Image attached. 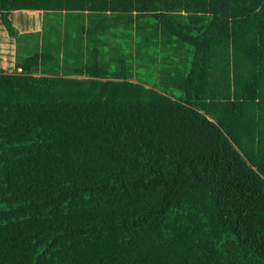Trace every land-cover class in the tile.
I'll return each instance as SVG.
<instances>
[{
    "label": "trees",
    "instance_id": "obj_1",
    "mask_svg": "<svg viewBox=\"0 0 264 264\" xmlns=\"http://www.w3.org/2000/svg\"><path fill=\"white\" fill-rule=\"evenodd\" d=\"M0 23V264H264V0H0ZM147 32L192 51L163 87L125 51Z\"/></svg>",
    "mask_w": 264,
    "mask_h": 264
},
{
    "label": "rangeland",
    "instance_id": "obj_2",
    "mask_svg": "<svg viewBox=\"0 0 264 264\" xmlns=\"http://www.w3.org/2000/svg\"><path fill=\"white\" fill-rule=\"evenodd\" d=\"M10 20L12 21L13 27L19 32V33H35V32H41L42 28V20L43 15L41 12H14L10 16ZM49 26H52L58 23L57 20L59 18L53 17L52 15L49 16ZM73 23L77 24L76 21ZM146 26V22L144 23ZM149 24V23H148ZM77 30V29H76ZM135 30V29H134ZM65 31V29H64ZM63 31V32H64ZM136 31V30H135ZM134 31V35H135ZM113 33V32H112ZM133 33V32H132ZM132 33H129L132 35ZM148 35V42L145 43L144 41H137L138 45H142L140 47L136 46L135 44L131 45V48L127 47L125 45V51L132 52V55H136V60L138 63H136L137 67V77L138 79L142 80L144 83L153 86L154 84H160V86H164V84L161 82L164 78L163 69L164 67H167L170 65V63H179L183 62L180 60H185L188 64L190 63L191 58V49L186 47L188 51L186 52H176L173 54V56H169L167 51L161 43H163V39L159 41L160 37L157 36V38L151 34L144 33ZM132 35V36H134ZM107 36V34H106ZM110 38L113 39V35L111 33L108 35ZM130 38L125 36V42L130 43ZM25 42V40H24ZM23 42V43H24ZM83 44L87 45V39L85 38L83 40ZM129 48V49H128ZM82 52L84 51L83 47L81 48ZM115 49V51H114ZM111 48L110 52L103 53V59L102 65L103 67L109 69L110 71H113V58H117V55L115 56L113 52H117V48ZM78 51V52H77ZM14 52H15V46L13 43V39H9L7 37V33L5 32L3 26L0 23V68H2L6 72H12L14 69ZM80 54L79 50H72V56L75 58H78ZM169 57H172L173 59H170ZM83 61V60H82ZM186 64V65H188ZM41 75V74H40ZM39 75V76H40ZM169 89H173V87L169 86ZM163 93H167L166 91ZM170 94V92H169Z\"/></svg>",
    "mask_w": 264,
    "mask_h": 264
},
{
    "label": "crops",
    "instance_id": "obj_3",
    "mask_svg": "<svg viewBox=\"0 0 264 264\" xmlns=\"http://www.w3.org/2000/svg\"><path fill=\"white\" fill-rule=\"evenodd\" d=\"M83 38L85 39V37L83 36ZM149 86V85H148Z\"/></svg>",
    "mask_w": 264,
    "mask_h": 264
}]
</instances>
